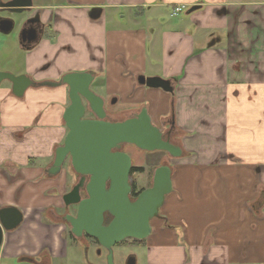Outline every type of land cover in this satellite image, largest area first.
I'll use <instances>...</instances> for the list:
<instances>
[{"label":"crops","instance_id":"crops-1","mask_svg":"<svg viewBox=\"0 0 264 264\" xmlns=\"http://www.w3.org/2000/svg\"><path fill=\"white\" fill-rule=\"evenodd\" d=\"M40 1L45 33L20 43L15 74L40 82L92 71L105 105L115 101L110 117L145 106L182 141L189 161L172 167L171 206L148 238L149 263L264 264V0ZM179 4L186 9L173 14ZM139 75L170 79L174 91ZM68 91L35 85L17 96L10 81L0 85V208L15 205L32 220L5 233L3 256L67 254L42 215L66 190V167L49 168L68 132Z\"/></svg>","mask_w":264,"mask_h":264},{"label":"water","instance_id":"water-1","mask_svg":"<svg viewBox=\"0 0 264 264\" xmlns=\"http://www.w3.org/2000/svg\"><path fill=\"white\" fill-rule=\"evenodd\" d=\"M31 5L32 0H8L4 3L12 13H23ZM197 8L198 5H194L189 12ZM14 27V19L0 17V32L8 34ZM19 40L23 46H27L26 42L29 40L24 29ZM94 78L92 71H73L57 81L36 82L26 74L0 69V85L5 80L10 81L13 93L17 96H22L30 86L68 85L70 104L64 112L68 132L63 144L56 149L49 174H59L70 157L76 171L91 175V182L86 188L89 194L87 199L81 200V184L65 193L63 198L67 204H79L77 217L69 216L73 230L77 231L82 226L96 236L110 249L108 263L115 264L112 250L114 244L127 237L145 239L152 233L151 219L160 217V209L167 195L173 191V169L169 164L158 166L152 185L144 189L135 200H131L133 160L127 152L114 149L129 143L145 151H167L172 157H181L184 151L170 137H165L162 128L152 121L145 106L135 116L124 120L106 119L105 100L92 89ZM138 82L150 88H161L171 93L174 91L171 80L161 76L139 75ZM87 109L96 118H85ZM104 212H109L114 217L108 226L102 224ZM23 219V211L15 205L0 208V248L5 232L17 228Z\"/></svg>","mask_w":264,"mask_h":264},{"label":"flooded vegetation","instance_id":"flooded-vegetation-1","mask_svg":"<svg viewBox=\"0 0 264 264\" xmlns=\"http://www.w3.org/2000/svg\"><path fill=\"white\" fill-rule=\"evenodd\" d=\"M8 0H0V17L2 18H12L15 21V27L18 26L20 27V30L22 31L24 29L25 31V36L27 37V40L29 42H33L37 40L41 35L45 33V24L41 20V13L39 10H36L37 8V3L35 0H32V5L27 8L26 11H24L23 17L22 18H17L11 11L8 10L7 7L4 6V3H6ZM14 27V28H15ZM14 30V29H13ZM111 102L115 101H107L106 105L107 108L109 107V104ZM105 105V107H106ZM107 110V109H106ZM141 110V109H140ZM139 110V111H140ZM139 111L135 112L131 116H135ZM87 113H90L89 115ZM128 116V117H131ZM85 118H96L94 113L89 111L87 109L86 114L84 116ZM127 117V118H128ZM106 119L111 120V121H120L124 119L120 118H112L109 116V112L107 111V117ZM160 126V125H159ZM171 124H163L162 130L165 134V137H170L171 141H173L175 144H177L176 141H174L172 137V131H171ZM168 128L166 131L164 129ZM127 145H130L129 143H124L122 144L121 148H115L114 150H122L125 151ZM68 168L66 169V190L65 193L71 191L73 187H75L78 184H81L80 187V195H81V200H85L89 197V194L87 192V186L91 182V175L90 174H83L78 171H76L72 164H71V158L68 157ZM165 164V163H164ZM134 165V163H133ZM133 167V166H132ZM70 175V178L69 176ZM131 175H134L131 169ZM71 179V180H70ZM134 179H130V184H131V192H130V199L135 200L137 196L146 188L144 187L138 195L134 194ZM110 181L107 182V186H109ZM152 185V184H151ZM150 185V186H151ZM149 186V187H150ZM137 190L139 188L137 187ZM64 193V194H65ZM64 194L60 197V203L58 205H53L48 208H46L45 212L42 215V223L44 224V230L48 231L49 233L54 230H59L60 236L62 238L61 243L63 244V247L66 248L67 254L64 258H58L55 257L51 254L50 249L48 248L47 251H43L40 254L37 255H29L26 253H21L13 258L17 259L19 262H24L27 264H65L64 261L69 257V249H79L83 253L85 261H87L86 257L89 251L95 250L98 251L99 253L105 250L109 256L110 254V249L103 245L100 240L96 237L91 235L86 228L80 226L77 231L73 230V224L69 220V216L77 217L78 215V210H79V204L78 203H70L67 204L64 200ZM26 218H28L24 214V219L22 223L15 229L9 231L8 233L15 232L18 229H20L24 224L26 223ZM113 215L110 214L109 212H104V218H103V226H108L111 221L113 220ZM162 220L166 221V218L163 214L160 212V217H156ZM154 218L151 219V227H152V232H153V224ZM166 223H163L162 226H164ZM59 228V229H58ZM151 235V234H150ZM148 238L146 239V242L144 243H139L135 240V238L132 237H127L116 244L112 246V249L116 245H126V246H147ZM5 241V239H4ZM136 255L135 254H130L126 260V264H136ZM60 261V262H58ZM88 264H94V263H88Z\"/></svg>","mask_w":264,"mask_h":264},{"label":"rangeland","instance_id":"rangeland-1","mask_svg":"<svg viewBox=\"0 0 264 264\" xmlns=\"http://www.w3.org/2000/svg\"><path fill=\"white\" fill-rule=\"evenodd\" d=\"M35 2L41 3L40 0H35ZM17 18H22V13H13ZM21 30L20 27L16 26L14 30L8 34L0 32V68L5 69L6 71H10L12 73L19 72L18 70L23 68L24 62V51L20 46V36ZM7 83V80L3 81ZM92 89L98 93L100 90L94 88ZM135 110L126 109L120 113L121 116L114 117L124 119L128 116L134 114ZM137 112V111H136ZM88 115L90 113H87ZM160 126L163 127V124L160 123ZM168 128L164 129L166 131ZM173 134V133H172ZM174 141L177 144H182V141L178 139V134L172 135ZM63 142V141H62ZM63 144V143H62ZM125 152H127L135 165L143 166L145 168L144 172L142 173H134L131 175V178L135 180L137 187L144 188L149 187L153 182V176L155 169L160 166L161 164H169L173 168L175 165H180L183 162L189 161L188 157H172L167 151L163 150H154V151H145L137 146L130 144L127 145ZM185 153V152H184ZM186 155V154H185ZM63 167L66 169L68 168V160L65 161ZM70 178V175H68ZM71 180V179H70ZM166 208L164 207L162 211L167 212L169 206H171V200H167ZM166 209V210H165ZM30 215L26 218V223L24 224V228L29 226V223L32 222L30 220ZM159 221L154 219L153 224L157 225ZM177 229H180V225H175ZM6 231L5 233H8ZM5 239V238H4ZM148 246H124V245H116L113 247V261L115 264H126V260L130 254L136 255V264H150L148 261ZM69 257L64 261L65 264H109L108 263V254L105 250L102 252H98L95 250H91L87 254V261H85L83 253L79 249H69ZM60 262V261H58ZM0 264H27L24 262H19L17 259L12 257H6L0 254Z\"/></svg>","mask_w":264,"mask_h":264},{"label":"trees","instance_id":"trees-1","mask_svg":"<svg viewBox=\"0 0 264 264\" xmlns=\"http://www.w3.org/2000/svg\"><path fill=\"white\" fill-rule=\"evenodd\" d=\"M172 167V166H171ZM144 170H145V168L143 167V166H138V165H133V167H132V172L133 173H142V172H144ZM143 188H140L139 190H137V185H136V182L134 181V194L135 195H138L139 193H140V191L142 190ZM164 206H165V204L161 207V209H160V212H161V214H163L164 215V212L162 211L163 210V208H164ZM154 219H156V220H158L159 222H165V220H162V219H159V218H154ZM137 242H139V243H144V242H146V239H135Z\"/></svg>","mask_w":264,"mask_h":264},{"label":"built area","instance_id":"built-area-1","mask_svg":"<svg viewBox=\"0 0 264 264\" xmlns=\"http://www.w3.org/2000/svg\"><path fill=\"white\" fill-rule=\"evenodd\" d=\"M185 9H186V5L179 4V5L174 7L173 14H179V13L183 12Z\"/></svg>","mask_w":264,"mask_h":264}]
</instances>
